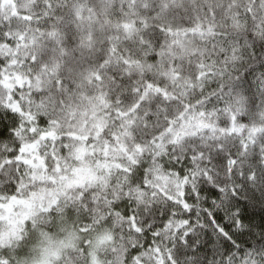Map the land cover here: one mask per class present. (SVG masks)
Masks as SVG:
<instances>
[{
	"label": "clouds",
	"instance_id": "obj_1",
	"mask_svg": "<svg viewBox=\"0 0 264 264\" xmlns=\"http://www.w3.org/2000/svg\"><path fill=\"white\" fill-rule=\"evenodd\" d=\"M0 264H264V0H0Z\"/></svg>",
	"mask_w": 264,
	"mask_h": 264
}]
</instances>
